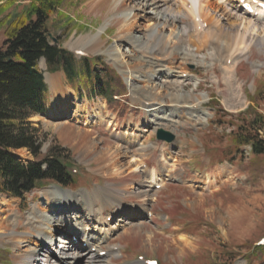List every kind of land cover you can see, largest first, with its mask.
Wrapping results in <instances>:
<instances>
[{"label":"rangeland","instance_id":"1","mask_svg":"<svg viewBox=\"0 0 264 264\" xmlns=\"http://www.w3.org/2000/svg\"><path fill=\"white\" fill-rule=\"evenodd\" d=\"M52 1L56 8L52 5L46 11L47 26L59 45L92 60L98 77L108 74L101 71L102 65L109 68L121 78L126 92L116 97V103L110 106L100 94L90 92L89 84L81 80L70 83L62 70L52 73L46 60L39 61L45 80L47 74L62 73L64 86L74 93L69 98L67 111L62 112L57 109L59 105H53L55 95L47 84L49 107L42 117L44 120H33L36 116L29 119L38 130L42 146L39 160L60 153L70 161V170L78 171L80 177L75 188H63L46 181L23 199L0 193V264H143L139 257L158 260L160 264H207L208 256L212 255L219 264H247L243 256L264 238V155H252L249 147H242V153L235 154L232 132L242 123L243 116L239 120V114L249 112L245 117L248 120L264 116L263 41L255 40L242 57L240 53L233 54L235 47L231 54L221 53L215 47L214 37L200 28H190L194 22L189 14L190 6L180 11L178 0H127L126 6L144 17L138 20L140 27L132 32L124 52L132 61L142 63L150 74L132 81L108 55L111 49L120 46L121 42L115 37L125 22L123 16L114 13L116 0ZM213 1L225 8L218 17L226 29H231L234 22L238 25L252 20V24L264 23V13L255 18L236 0ZM33 4L38 6L41 2L0 0V50L10 28L30 13ZM173 7H178L182 13L175 18H182L177 23L176 33L179 34L162 52L163 44L149 35L154 28L155 14H167ZM103 25L108 32L104 34L106 44L102 53L74 49L81 38L96 35ZM171 31L172 28H165L164 36ZM175 50L179 53L177 59L170 57ZM82 56H76L78 62ZM228 66L233 68L227 73ZM139 71L138 67L134 74ZM144 81L146 85L155 84L165 102L160 108L163 113L149 118L151 125H147L145 118L154 104L143 96ZM191 96L196 102L194 105L189 101L192 98L188 99ZM102 101L106 106L104 118L113 117L112 126L105 122L95 125L96 118L90 119L93 122L88 126L81 124L89 110ZM186 103L190 109L182 108ZM76 112L80 118L74 119ZM57 122L63 126L54 128ZM160 128L173 132L176 140L173 143L158 141L156 135ZM92 144H97L101 152L96 161L84 155ZM123 147L128 149L129 156L120 157V161L123 164L135 159L145 161L147 168L143 166V173L157 169L164 154L172 153L167 171H173L176 177H165L161 185H153L152 197L141 198L139 189L142 183H147L143 173L122 178L100 174L112 161L113 153L123 151ZM12 155L24 165L36 161L27 149L14 150ZM222 169L230 179L218 176ZM167 171L164 169L165 175ZM205 174L212 176L206 184ZM131 185L136 189H130ZM55 188L61 190L56 191L57 196H48ZM108 188L119 192L122 197L115 200L120 198L122 205L108 203ZM62 191L70 192L72 202H68L74 205L69 204L67 211L53 215L47 203L59 197ZM6 200L8 203L4 204ZM89 201L96 214L101 210L102 215L98 217L101 224L110 220L104 230L111 227L114 231L106 236L103 230L99 237L103 241L97 247L87 243L91 238L97 240L99 235L95 225L86 227L83 207ZM108 215L110 218L106 220ZM46 220L60 230L54 234L53 248L45 245L38 248L36 241L47 227ZM75 223H78L77 228ZM202 223L205 225L201 226ZM64 232H69V238L63 239ZM180 237L191 241L190 249L180 251V243L177 244ZM26 241L30 242L23 243ZM30 248L35 250L32 259ZM98 250L103 251L97 259ZM227 252L233 255L226 257Z\"/></svg>","mask_w":264,"mask_h":264},{"label":"trees","instance_id":"2","mask_svg":"<svg viewBox=\"0 0 264 264\" xmlns=\"http://www.w3.org/2000/svg\"><path fill=\"white\" fill-rule=\"evenodd\" d=\"M40 2L38 6L33 4L30 13L10 28L0 50V193L16 199H23L46 181L75 188L79 180L68 170L70 161L60 153L39 160L42 146L38 130L29 119L44 115L49 106L48 87L39 68L41 59L46 60L50 72L64 71L70 83L81 80L89 84L90 92L100 94L110 106L126 92L121 78L106 66L102 65L101 71L108 74L98 77L92 60L83 58L78 62L72 53L56 46L49 37L46 14L50 6L56 8L55 2ZM246 115L249 112L239 114V120L243 116L242 123L232 132L234 153H242V147L250 146L252 155L261 157L264 155V116L248 120ZM22 149H27L36 161L27 165L20 163L12 151ZM232 255L227 252L226 257ZM214 257L208 256L207 264H219ZM243 257L247 264H264V247L253 246Z\"/></svg>","mask_w":264,"mask_h":264},{"label":"bare ground","instance_id":"3","mask_svg":"<svg viewBox=\"0 0 264 264\" xmlns=\"http://www.w3.org/2000/svg\"><path fill=\"white\" fill-rule=\"evenodd\" d=\"M126 2H127V0H116L115 8H113L114 13L116 15H120V16H123L125 18V22H123L122 25L119 27L118 33L115 37L117 39V41L121 42L120 46H117V47L115 46L113 49H111V51L108 53V55L117 64L120 71L123 74L129 75L131 77V80L133 81V80H137L142 75H145L147 78L148 74H149V72H148L149 70L147 71L146 70L147 68H143L144 66L142 63L132 61L133 59L130 58V55H128L126 52H124V48L126 47L125 44L128 45L129 41L132 39V35L134 34L132 32H134L135 30L138 29V27H140V26H138L139 25L138 20H140L144 17V15L139 14V12L134 13L132 9H129L126 6ZM178 2H179L178 7H179V9L181 8L180 11L182 10V8H184L186 6H190L189 14L194 17L193 25L190 26V28H193L194 30H198L199 27H201V31L202 30L205 31L206 34L209 35V37L210 36L214 37L215 47L218 51H220V52L222 51L221 53H230L231 54V52H232L231 49L235 47L233 54L234 53H236V54L240 53L241 54L240 56L242 57L248 51H250L251 44L255 40H256V42L257 41H263V43H264V23L262 25H259L257 22H254V24H252L253 23V20H252L249 23H246V24L241 23L240 25H238L236 22H234L231 24L232 25L231 29H226L225 26H223V24L221 23V18L218 17V14L222 10L225 11V8L223 6L221 7V5L217 4L213 0H178ZM178 7L177 8L173 7L171 9H169L170 11L168 10L169 13H167V14L166 13L155 14L156 15L155 20L153 18V20L155 21L154 28H153V30H151V34L149 36H150V38L157 37L156 38L157 42H159L160 44H163L162 45V49H163L162 52H164V49L166 50L168 48V46L171 44L170 43L171 40L175 39L179 34V33H176L178 31L177 23L182 21V18H179L177 20L175 18L178 17L179 15H181L182 13H180V11H178ZM255 8L258 9L257 6ZM196 18L199 19V21H196ZM205 25H207L206 28L204 27ZM241 27H243V28H241ZM145 28H148V27L145 26ZM165 28H167V29L172 28V31H171L172 33L167 35V37L164 36V29ZM260 28H262L263 31L259 32ZM107 32H108V29L107 28L105 29V27L103 25L99 29V31L96 35L85 36V37L81 38L74 45V49L75 50L76 49L86 50L87 52H90L93 54L102 53V48L106 44L104 42V34L106 35ZM180 36H182V35H180ZM207 36H206V38H207ZM207 39H209V38H207ZM202 42H203L202 44H204V45L206 44V43H204V41H202ZM122 47H123V49H122ZM199 49H201V48L199 47ZM106 53H104V54H106ZM172 56L174 59H177L179 57V53H177L175 50L174 53H172L170 55V57H172ZM138 67L140 68V71L137 74H134V72H136V69ZM232 68L233 67L228 66L226 68L227 73L231 72ZM46 83L49 85L50 91L52 93H54V95H55V99L53 100V105H55V104L59 105V108H57V109L61 110L62 112L67 111V108L69 105V98H70V96H73L74 93L69 88H66L64 86V74H62V73L56 74V75L47 74ZM144 84H145L144 88L142 86V88H143L142 93L144 94L143 96L149 97L152 104H154L153 108L148 109L149 114L145 118L146 119L145 122L147 123V125H151L149 118L152 116H158L161 113H163V111H161L160 108L164 105L165 102H164V99L162 98L163 96H162L161 91L159 89H157L156 86H154L155 84L152 86H150L148 84L146 85L145 81H144ZM176 91H178V90L176 89ZM191 98H192V100H189V101H191V104H193V105L196 104V102H195V100H193L194 98L192 96L188 99H191ZM189 106L190 105H188L186 103V104H184V106L182 108L190 109ZM84 108H87V106H85ZM59 113L60 112L57 113V116H58L57 118H59L61 116ZM79 113H80V110H79ZM105 115H106L105 103L103 101L98 102V103H96V105L93 106L92 111L89 110V113L86 115V117H84V121L81 124H83L84 126H88L93 122V121L91 122L90 119L96 118L97 121L94 123L95 125L100 126L102 123L105 122L110 126L113 123V117H105L104 118ZM73 118L74 119L80 118V115H78V113L76 112V114L74 115ZM33 120L39 121V120H44V118H42L41 116H36ZM62 126H63V124L60 122L54 123V125H53V127L56 129L61 128ZM91 129H92V127H91ZM128 131H129V129H128ZM143 151H144V153L146 152L145 150H143ZM100 154H101V152H100L99 146L97 144H92L90 146V148L86 152H84L85 157L86 158H92L91 160H93V161H96L99 158ZM170 154H172V153H165L164 154L162 163L157 169L151 171L150 173H147V171L143 173L142 168L145 164V161L140 160V159H138V160L135 159V160H130L129 162L123 164L120 161V157H122V156L128 157L129 156L128 149L124 148L123 151L117 150L113 153L112 161L107 166H105L104 168H102L100 170V174H102L104 177L122 178L126 175H129V174L143 173L145 176V179L147 180V183L141 184V187L139 189L140 190L139 196L145 200H148L150 197L153 196L152 195V193L154 192L152 190L153 185H161L163 182H165V177H167V176H169L171 178L176 177L174 175L173 171H167L168 170L167 169L168 158H169ZM175 162L177 163L178 160H175ZM164 169L168 172L167 175L164 174ZM218 176L223 177V178L225 177V178H227V180H228V178L230 179V176L228 174L224 173L223 169L221 171H219ZM211 177L212 176H210V174L204 175L203 178L205 180H203V181L205 182V184H206V182H210L209 179ZM130 189H136V188L133 185H131ZM56 191L60 192L61 190L56 189V188L52 189V191L50 190L51 194H47V195L48 196L49 195L54 196V195H56ZM108 191H109V195L107 196L108 203L113 201L112 204L122 205V201L120 198L115 200V198H117L118 196L122 197L119 194V192H117L116 190H112L111 188H108ZM59 195L61 197L60 196L59 197H53V199L48 201V203H47L48 207L53 210L52 211L53 215L54 214L60 215L62 212L67 211V209H68L67 205H69V204L74 205V203H71L72 200H71L70 192H66V191L63 192L62 191L61 194H59ZM68 200H71V202H68ZM107 201H105V202H107ZM91 202L92 201H89V203H86L88 205V206L86 205L87 207L86 206L83 207V210H84L83 212L86 213V221L88 222V224L86 223V225H88L86 227H89V226L92 227V225L93 226L95 225L96 229L98 230L99 235L97 237L98 238L97 240L91 238L89 241H87V243L90 247H97L96 245L97 244L100 245L103 241L102 238H99L102 235L101 232L104 230V227L108 225L107 222H109L110 220L107 222L105 221V223L101 224L100 220L98 221V217L102 215L101 210L96 214V212L93 211L92 207L90 206ZM7 203L8 202L6 200V202L4 204H7ZM64 204H66V206H62ZM36 206H35V208H36ZM62 209H63V211H62ZM109 217H110V215H108L106 217V220H108ZM35 218L36 217H33V219H35ZM57 219H58V217H57ZM46 221H47V227L44 228V230L39 234L37 241H36V247H38V248L40 246H44V245L47 247L48 246L52 247V242H54V234L58 230H60V229H58V227H54L50 220H46ZM57 222H59V219ZM74 226L77 228L78 223L77 224L75 223ZM99 228H102V229H99ZM104 231H105V233L103 235L107 236L108 232L112 231V229H111V227H109L107 230L105 229ZM112 232L114 233V231H112ZM62 234L64 235L63 239H67L70 236L69 232H64ZM29 242L30 241H28V242L26 241L23 243H29ZM177 244H179L178 246L181 248L180 251H186V249L191 248V241L187 238H184V237H180ZM29 250H31L30 251V257L31 258L30 259H32L33 256L31 254L35 250H34V248L33 249L30 248ZM102 251L103 250H98V255L96 257L97 259L101 258L100 253ZM109 253H111V251ZM57 261L62 262V260L58 259V258H57ZM30 264H31V262H30Z\"/></svg>","mask_w":264,"mask_h":264},{"label":"water","instance_id":"4","mask_svg":"<svg viewBox=\"0 0 264 264\" xmlns=\"http://www.w3.org/2000/svg\"><path fill=\"white\" fill-rule=\"evenodd\" d=\"M50 39L54 40V42L57 45L59 44V42L56 39H53L52 35H50ZM157 139L158 140H161V141H166V142L172 143V142L175 141L176 136H174L173 134H171L169 132H166L164 130H159L158 131Z\"/></svg>","mask_w":264,"mask_h":264}]
</instances>
